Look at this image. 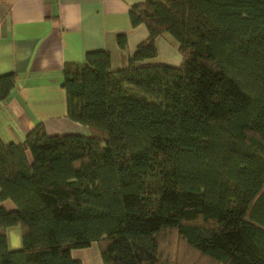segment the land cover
I'll list each match as a JSON object with an SVG mask.
<instances>
[{"label":"trees","instance_id":"trees-1","mask_svg":"<svg viewBox=\"0 0 264 264\" xmlns=\"http://www.w3.org/2000/svg\"><path fill=\"white\" fill-rule=\"evenodd\" d=\"M129 14L148 37L126 66L107 49L64 65L68 117L88 134L39 122L22 142L0 136V264H84L72 251L94 243L103 264H264V0H146ZM164 36L178 65L153 61ZM16 82L0 75V101Z\"/></svg>","mask_w":264,"mask_h":264},{"label":"crops","instance_id":"crops-1","mask_svg":"<svg viewBox=\"0 0 264 264\" xmlns=\"http://www.w3.org/2000/svg\"><path fill=\"white\" fill-rule=\"evenodd\" d=\"M146 0H0V75L16 72L10 96L0 101V136L22 142L39 122L50 134L83 133L88 127L68 117L63 87L67 62H84L90 50L111 52L112 68L124 67L147 28L133 27L129 9ZM126 33L128 48L117 35ZM153 61L178 65L181 54L166 36ZM4 204L15 208L11 200ZM9 247L11 248L8 236ZM12 249V248H11Z\"/></svg>","mask_w":264,"mask_h":264},{"label":"rangeland","instance_id":"rangeland-1","mask_svg":"<svg viewBox=\"0 0 264 264\" xmlns=\"http://www.w3.org/2000/svg\"><path fill=\"white\" fill-rule=\"evenodd\" d=\"M7 234L10 239V244L12 248L11 250L20 249L23 247L22 228L20 225L9 227ZM168 243H171L169 245L171 246L169 249L172 250L171 253L173 259H178L179 255L182 256V253L180 252L185 251V249L181 245L180 240H174L173 242L169 241ZM168 243L165 242L164 245L167 247ZM72 253L75 258L81 259L84 264H103L97 243L92 244V246L88 248L74 249Z\"/></svg>","mask_w":264,"mask_h":264}]
</instances>
